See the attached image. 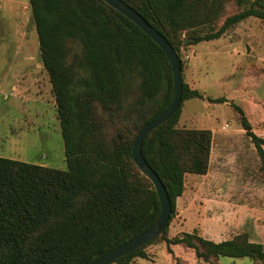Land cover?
Wrapping results in <instances>:
<instances>
[{
    "label": "trees",
    "instance_id": "16d2710c",
    "mask_svg": "<svg viewBox=\"0 0 264 264\" xmlns=\"http://www.w3.org/2000/svg\"><path fill=\"white\" fill-rule=\"evenodd\" d=\"M28 1L55 97L67 169L0 157V264H91L146 232L159 216L157 193L134 164L132 145L171 103L172 69L151 38L102 0ZM123 1L166 38L182 73V46L219 39L249 17L264 20V0H252L217 31L199 35L197 30L222 18L229 0ZM190 99L203 96L183 80L178 111L142 147L171 201L169 225L185 176L206 175L210 166L211 131L178 127L182 104ZM209 101L226 103L224 98ZM234 109L264 165V139L253 133L242 109ZM168 227L115 263L146 259L145 247L162 240L168 253L170 246H181L206 263L227 257L264 264V245L246 234L215 243L185 232L168 238Z\"/></svg>",
    "mask_w": 264,
    "mask_h": 264
},
{
    "label": "rangeland",
    "instance_id": "374dc122",
    "mask_svg": "<svg viewBox=\"0 0 264 264\" xmlns=\"http://www.w3.org/2000/svg\"><path fill=\"white\" fill-rule=\"evenodd\" d=\"M251 3L244 0L239 6L229 0L222 18L196 33L217 31L227 17ZM180 57L184 82L203 99L183 102L178 127L209 130L212 144L208 173L185 176L167 237L186 232L219 243L246 234L264 245V165L234 109L241 108L253 133L264 139V20L249 17L219 39L182 46ZM220 98L226 103L209 101ZM0 157L67 169L55 97L28 0H0ZM170 248L171 254L158 240L145 247L146 259L130 264H253L248 258L227 257L206 263L190 249Z\"/></svg>",
    "mask_w": 264,
    "mask_h": 264
},
{
    "label": "water",
    "instance_id": "95a60500",
    "mask_svg": "<svg viewBox=\"0 0 264 264\" xmlns=\"http://www.w3.org/2000/svg\"><path fill=\"white\" fill-rule=\"evenodd\" d=\"M108 6L112 7L123 16L133 22L140 28L149 38H151L164 52L172 69L173 75V96L171 103L157 118L149 122L137 134L132 145V160L140 173L151 181L160 205V212L155 223L144 233L136 238L112 249L105 255L101 256L91 264H113L117 260L131 254L132 252L149 244L155 238L161 236L169 225L171 217V201L169 199L166 188L159 179L158 175L150 168L142 156V147L147 137L168 121L178 111L183 97V78L180 62L177 53L169 44L166 38L152 27L137 11L126 4L123 0H102Z\"/></svg>",
    "mask_w": 264,
    "mask_h": 264
},
{
    "label": "crops",
    "instance_id": "0c3cea01",
    "mask_svg": "<svg viewBox=\"0 0 264 264\" xmlns=\"http://www.w3.org/2000/svg\"><path fill=\"white\" fill-rule=\"evenodd\" d=\"M179 200V198L177 199V201ZM176 206H177V203H176ZM181 233V232H180ZM183 233V232H182ZM186 233V232H185ZM261 244H263V243H261Z\"/></svg>",
    "mask_w": 264,
    "mask_h": 264
}]
</instances>
